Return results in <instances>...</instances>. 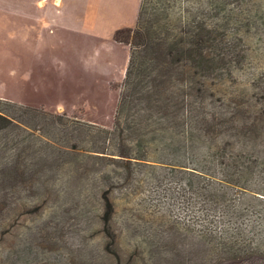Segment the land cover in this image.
Wrapping results in <instances>:
<instances>
[{
    "label": "rangeland",
    "instance_id": "rangeland-1",
    "mask_svg": "<svg viewBox=\"0 0 264 264\" xmlns=\"http://www.w3.org/2000/svg\"><path fill=\"white\" fill-rule=\"evenodd\" d=\"M141 1L0 0V98L112 130L130 61V47L117 42L115 33L136 27ZM196 3L191 0L192 7ZM198 14L211 25H237L247 43L246 66L264 82V0H198ZM94 130L79 132L82 141L90 140L77 151L81 176L64 182L57 175V192L43 204L42 196L9 188L14 196L0 216V264H116L102 228L104 185L113 188V248L122 264L164 263L174 243L181 251L194 246L198 254L203 233L223 240L228 231L254 243L264 231V201L253 194L232 189L224 199L202 201L188 156L174 167L137 163L130 179L110 156L91 151L94 143L110 147ZM30 133L39 135L32 128ZM65 162L63 167L74 168L72 158ZM39 203V211L27 210ZM195 255L187 260L192 256L198 263Z\"/></svg>",
    "mask_w": 264,
    "mask_h": 264
},
{
    "label": "trees",
    "instance_id": "trees-1",
    "mask_svg": "<svg viewBox=\"0 0 264 264\" xmlns=\"http://www.w3.org/2000/svg\"><path fill=\"white\" fill-rule=\"evenodd\" d=\"M217 23L211 25L199 16L198 0L195 7L191 0L141 1L136 27L115 33L117 42L130 47V61L112 130L0 98V216L14 196L9 188L42 196L43 204L46 195L57 192V175L64 182L77 180L83 169L76 166L81 163L76 161L77 151L90 143L82 141L79 132L94 129L110 147L94 143L91 151L110 156L130 179L137 163L181 165L188 156L198 171L189 172L198 179L202 201L224 199L232 189L264 201V82L246 66L247 43L237 25L227 29L224 22ZM30 127L39 135L31 134ZM44 135L50 139L44 141ZM69 158L74 168L63 167ZM107 174L102 175L110 184ZM121 181L128 179L123 176ZM65 187L63 193H68ZM102 188L106 248L116 264H122L113 248L117 240L113 188ZM41 203L27 210L37 212ZM223 236L213 240L198 235V254L194 246L181 251L174 243L169 258L160 262L264 264V231L254 243L228 231ZM190 253L198 255V263L192 256L187 260Z\"/></svg>",
    "mask_w": 264,
    "mask_h": 264
}]
</instances>
